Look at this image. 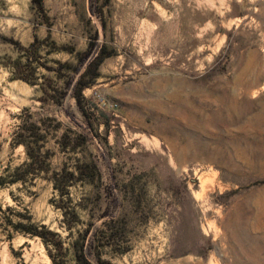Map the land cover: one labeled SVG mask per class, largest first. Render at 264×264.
I'll return each mask as SVG.
<instances>
[{
	"label": "rangeland",
	"instance_id": "374dc122",
	"mask_svg": "<svg viewBox=\"0 0 264 264\" xmlns=\"http://www.w3.org/2000/svg\"><path fill=\"white\" fill-rule=\"evenodd\" d=\"M42 6L0 0V264H53L39 238L14 227L27 222L58 234L65 250L52 251L56 264H77L71 245L83 235L89 264H264V229H256L264 202V120H256L264 111V0ZM32 43L37 84H63L40 64L74 66L92 43L111 54L82 93L86 115L69 94L59 105L43 103L37 85L13 78V63L26 61L19 48ZM236 77L254 87L246 95L237 87L241 115L215 124ZM179 103L201 108L202 126L171 128L170 118L153 113ZM29 116L52 118L57 137L68 135L67 150L52 136L42 149L50 150V174L74 173L66 195L43 175L9 183L27 162L12 138ZM185 146L187 157H175ZM83 164L96 166L94 180L76 178Z\"/></svg>",
	"mask_w": 264,
	"mask_h": 264
},
{
	"label": "trees",
	"instance_id": "16d2710c",
	"mask_svg": "<svg viewBox=\"0 0 264 264\" xmlns=\"http://www.w3.org/2000/svg\"><path fill=\"white\" fill-rule=\"evenodd\" d=\"M37 4L40 11L43 10L42 0H33ZM92 43L89 48L83 52L75 54L77 64L70 65L67 62L57 64L56 67H48L43 65L47 71H53L55 77L59 80L63 79V84L55 85L51 81H47L44 84H37L35 78V67H32L33 60L37 57V50H35V43H32L29 47H20L21 51L25 52V62L17 60L13 63V78L22 80L30 85H37L39 92H41L40 101L43 103L53 102L60 104L61 100L69 94L76 101L77 107L81 110L83 115L86 112L83 108V91L92 86L99 78V67L103 60L111 54L106 52L105 48H101L98 52ZM70 53H73L70 50ZM59 124H54L52 118H39L32 120V116H29L26 120L21 122L13 134V145L22 146L24 148L27 162L14 168L10 175L11 184L21 183L25 184L27 180L35 178L36 176L43 175L52 184L53 188L59 192L60 195L67 194V187L71 180L75 177L73 172L62 171L61 173L53 172L50 174L47 167V159L50 156V150L42 151L45 144L48 142V137H57V131ZM68 135L63 132L57 137L56 142L60 146L61 150H67L69 144L67 142ZM97 177L96 166L91 164H83L77 167L76 178L83 180H94ZM3 183L2 177H0V184ZM63 214L67 218L69 213L63 209ZM18 232L24 236L36 237L41 240L45 248L48 250L49 258L53 264H56L55 256L52 251L57 254H63L65 248L63 242L59 239L57 233L49 230L45 226L35 225L27 222L26 224L18 223L14 226ZM74 252V258L77 264H89L86 259V252L84 247V235L80 241H76L71 245ZM51 249V250H49Z\"/></svg>",
	"mask_w": 264,
	"mask_h": 264
},
{
	"label": "bare ground",
	"instance_id": "6f19581e",
	"mask_svg": "<svg viewBox=\"0 0 264 264\" xmlns=\"http://www.w3.org/2000/svg\"><path fill=\"white\" fill-rule=\"evenodd\" d=\"M237 87H240L242 90L243 94L246 95L251 91V89L254 87V83L249 82V81H244L242 80L241 77H236L233 81V86L229 90L227 97L228 99V105L224 106L222 110L218 111L216 114V118L212 121L215 124H228L229 121L232 120V118L236 115L238 116L239 114L241 115L240 110L238 109L237 101H238V94L236 93ZM160 103V102H159ZM187 105V104H186ZM161 106V105H160ZM154 115H157L159 117H163L164 119L170 118L169 121H167V125H169L171 128L175 127L178 125L179 122L181 121H186L188 123H194L202 126V109L201 108H186L182 104H176L172 108H166L162 106L160 109L154 110ZM256 120L261 121L264 120V111L260 112ZM209 120V122H211ZM178 144H176L177 146ZM196 148V146H194ZM178 150V149H177ZM175 149V157L179 158L180 156L181 159H185L188 155V146L182 147L179 149V153ZM197 157L196 154L192 156L193 159ZM208 158L216 163H219L218 158H213L211 156H208ZM209 160V161H210ZM260 200V199H259ZM253 203V202H252ZM258 209L259 212L257 213L256 217L258 219V224L256 225L257 231L264 229V214L262 212L264 208V202L260 201L258 202ZM255 212V211H254ZM234 217L231 218V222H233ZM234 223V222H233ZM233 242L237 241L235 239V234L232 235ZM244 240V239H243ZM256 240V239H255ZM241 241V240H240ZM257 242L261 241V238H258L256 240Z\"/></svg>",
	"mask_w": 264,
	"mask_h": 264
}]
</instances>
